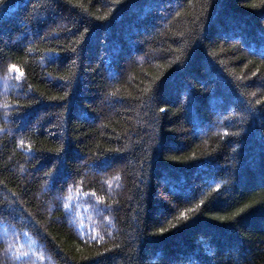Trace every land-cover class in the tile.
<instances>
[{
  "label": "trees",
  "instance_id": "obj_1",
  "mask_svg": "<svg viewBox=\"0 0 264 264\" xmlns=\"http://www.w3.org/2000/svg\"><path fill=\"white\" fill-rule=\"evenodd\" d=\"M0 264H264V0H0Z\"/></svg>",
  "mask_w": 264,
  "mask_h": 264
},
{
  "label": "bare ground",
  "instance_id": "obj_2",
  "mask_svg": "<svg viewBox=\"0 0 264 264\" xmlns=\"http://www.w3.org/2000/svg\"><path fill=\"white\" fill-rule=\"evenodd\" d=\"M14 232V231H13Z\"/></svg>",
  "mask_w": 264,
  "mask_h": 264
},
{
  "label": "snow or ice",
  "instance_id": "obj_3",
  "mask_svg": "<svg viewBox=\"0 0 264 264\" xmlns=\"http://www.w3.org/2000/svg\"><path fill=\"white\" fill-rule=\"evenodd\" d=\"M22 75V74H21Z\"/></svg>",
  "mask_w": 264,
  "mask_h": 264
}]
</instances>
